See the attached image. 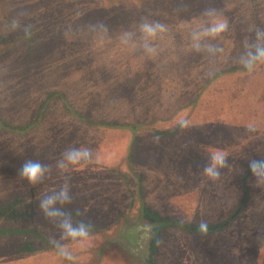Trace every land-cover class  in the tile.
Instances as JSON below:
<instances>
[{"label": "rangeland", "instance_id": "1", "mask_svg": "<svg viewBox=\"0 0 264 264\" xmlns=\"http://www.w3.org/2000/svg\"><path fill=\"white\" fill-rule=\"evenodd\" d=\"M208 9L225 19L227 28L215 36L201 35L197 50L193 36L207 26ZM8 12L12 19L5 17ZM239 17L251 28L239 30L235 23ZM27 21L38 33L49 24H60L62 30L58 35L53 32L37 48V62L31 66H35L31 73L36 81L28 83V91L33 96L39 83L50 94L45 119L24 134L0 129V216L5 214V204L17 201L15 207L28 213L19 223L28 226L30 217L42 215L39 201L67 184L71 202L63 205L64 210L74 224L84 221L91 229L89 244L81 247L72 242L77 250L73 261L53 262L55 253L50 255V250L28 254L29 259L27 254L15 255L24 256L26 264H254V259L260 263L264 259V238L260 236L264 234V213L257 203L264 198V187L253 193L258 186H252L241 210L246 225L233 224L224 231L225 237L219 235L221 230L205 234L187 232L183 227L216 224L230 213L239 193L238 179L231 175L236 166L230 160L232 150L236 155L264 151V118L258 114L264 110V64L236 80L214 81L200 103L190 106L211 73L233 63L243 64L241 56L246 43L254 40V29L264 28V0H219L211 6L193 0H0V34L6 33L14 43L12 35L24 30ZM143 22L164 26L152 42L155 51L151 54L140 41ZM124 33L132 34L129 43L123 42ZM39 41L37 37V46ZM22 45L24 41L19 40L0 52V71L5 74L0 77V116L19 125L35 117V109L29 106L34 103L32 98L21 106L14 101L13 74L24 63ZM241 86L248 88L249 102L229 99L232 91L240 93ZM67 102L84 118L71 115L65 108ZM183 119L188 122L180 126L183 134L166 133ZM142 121L152 122L151 129L138 132L133 154L120 162L127 152L129 131L96 123ZM251 127L259 135L254 136L256 129ZM82 146L90 150L86 162L63 171L57 167L66 149ZM214 151L224 152L227 161L215 182L202 175ZM29 160L48 166L37 184L20 175ZM39 190L43 192L36 196ZM23 198L28 204L34 200L35 206L28 210ZM141 202L148 219L145 224L180 222L152 233L148 253L139 237L142 225L128 227L125 236L117 238L127 213L134 216ZM256 216L263 221L252 228ZM43 219L41 231L53 229L54 242L70 245L71 241L61 239L56 222L49 220V225L44 215ZM5 225L0 218V228ZM27 239L32 240L30 235L8 231L0 235V260L11 259V248ZM251 244L257 247L249 262L241 250L248 252ZM202 253L210 263L203 261Z\"/></svg>", "mask_w": 264, "mask_h": 264}, {"label": "trees", "instance_id": "2", "mask_svg": "<svg viewBox=\"0 0 264 264\" xmlns=\"http://www.w3.org/2000/svg\"><path fill=\"white\" fill-rule=\"evenodd\" d=\"M180 1H182V0H180ZM193 1L195 3L198 1L200 3H202V1H203L210 6H211V4L215 5L219 2V0H193ZM182 10L184 13L188 12V10L186 8H182ZM5 17L10 18V13L8 12ZM116 17L118 18V15ZM10 19H12V18H10ZM16 19H17L16 21H18V22H20V20H21L20 18H16ZM235 23L238 24L239 30H241L243 28H244L243 30L251 28L250 25L242 22V17H239L235 21ZM61 30L62 29H60V24H56V26L49 24L48 28L41 26L40 31L38 33V31H36L35 28L33 27L32 23L27 21L26 22V28H24V30L17 31L14 36L12 35V37L15 38V42H18L19 40H21L22 42L24 41V45H22V47L20 46V49H21L20 53L22 55V60L24 63L18 64L17 66H20V68H19V70H17L15 72V74H13L15 88L17 90V95L15 94L14 101L16 102L17 106H19V103L21 106L22 101H26V99L28 98V103H29L30 98H32L34 103H32V102L29 103V106L31 107V109H33V110L35 109V117H33L34 119L30 122H27L25 125H19L18 122L13 124L10 121H8L7 119H5L4 117L0 116V129L1 130L7 131V132H16V133L24 134L30 128L35 127L38 124V122H40L42 119H45V114H46V111L48 108V101L50 98V94H47L48 92H44L42 90L43 85H41L39 83H36L37 86L33 88V91L35 92L33 96H32V93H30L31 91H28V83L30 81L32 82V80L36 81L35 75L33 73H31V72H34L35 66H33L32 68H31V66L37 62L36 58L39 55L36 53L37 48L41 47L45 43V40H47V38L50 39L52 37L53 32L56 35H58V33L59 34L61 33ZM49 35H50V37H49ZM238 36L240 39H242L240 35H238ZM37 37L41 38V42L39 41L38 46L36 45ZM13 40L14 39H12L11 37H9V39H8V37H6V33L0 34V42L1 41L7 42V43H1L0 44V52L5 47L6 48L11 47L15 43V42L13 43ZM1 57H3V56H0V58ZM25 64L28 66L25 67ZM254 70H256V67L252 71H254ZM247 72H249V70H247L244 67V65L241 63H233V64H230L228 67H223L220 70L214 71L213 73L210 74V76H208L205 83L199 88V91L195 95L194 99L190 102L191 108H195L198 105V103H200L199 99L201 98L202 94L204 93V91L207 88L212 86V83L214 81L217 80V82L222 81L225 83L228 81L229 77H233V80H236L240 76H245L247 74ZM0 77H2V78L5 77L4 72L0 71ZM3 83L4 82H2V84ZM219 84H223V83H219ZM54 86H55L54 87V89H55L56 85H54ZM247 89L248 88L241 86L240 93L234 94V91H232L229 95V99L249 102L251 95L247 91ZM11 101H12V99H11ZM235 106H236V104H233V107H235ZM65 108L67 109V111L71 115L77 116L81 119L84 118V116L81 114V112H79V110H76L68 102L65 104ZM258 114L262 118H264V110H259ZM96 124H99V126H103L105 128H109V129L118 128V129H126L129 131V139H128L129 142L127 144V150H126L127 152L125 153V155H121V159H120V162H121L124 159H127V161L129 160L131 154H133L132 153V144H133L134 140L136 139L138 132L141 130L151 129L152 122L142 121V122H137L135 124L118 123V122H98ZM187 124H188V122L185 119H183L182 123L177 125V127H175L174 129L167 130L166 133L169 135H173V136H175L177 133L183 134V131L182 130L180 131V129L184 125H187ZM181 125H183V126L180 127ZM231 129H233V131H235L234 128H231ZM252 129H256V131L254 132V136L259 135V131L257 128H252ZM252 129H251V133H252ZM108 131H111V130H108ZM180 134H178V136ZM101 138H102V136H101ZM233 151L234 150H232L231 155H230V153H229V155H230V160L233 158L234 159L233 161L236 162V166L233 167L231 170V171H234V173L233 174L231 173V175H235L238 179L237 183H238V187H239V193L237 195L236 203L231 207L230 213H228V215H226L225 217H222V219H220L218 223L207 225V230L205 232H201L199 230V226H195V225H186L185 227H183V228H186L185 231L193 232V233L200 232V233L208 234V233H212L215 230H221L220 231L221 233H219V235L222 237L223 236L225 237L226 232L224 233V231L231 229L233 224L235 225L233 227L240 226L241 228L246 225V223L242 222L244 216L241 215V210L243 209V205H244L246 199L250 198V196H251L250 195L251 194V188H252V186L254 187L255 185L258 186L256 188V190L253 192V193H255L256 191L260 192L259 189H262L264 187V184L257 183L256 180L251 176L249 169H248V162H249V160H251L253 158H264V151L258 149L257 152L240 154V155H236L235 153H233ZM237 160H240V161H237ZM252 191H253V188H252ZM42 192H43V190H39L35 194L37 196L38 193H42ZM262 193H263V197H264V190ZM140 199L141 198L139 197V200ZM24 200L25 199L23 198L21 200V202H23ZM16 202H15V205L17 206L18 204ZM25 202H27V201H24V204H25ZM141 204H142V202H141ZM15 205H14V201H13L10 204H5V207H2V209H5L2 211L5 214L3 216H0V218L6 224L5 225L6 228L5 229L0 228V235H2L3 233L7 234V231H8V232H10V234L14 233V234L19 235V236L30 235L32 240L30 241L29 239H27V240H25L27 242H23L21 245L19 244L17 247L11 248L12 250L14 249L13 257L11 259L0 260V264H26V262L23 260L24 256H21V255L27 254V258L29 259L30 256H28V254H32V255L34 254L35 255L37 252L42 251V250L52 251L50 253V255H52V253H55V254H53L54 255L53 256L54 257L53 262L57 261V259H63L64 260L63 257L58 255V250L56 247L57 242L53 241V239H54L53 238V232H54L53 229H49V232L47 231V233L41 231V228H43V220H44L43 214L40 215V217H30V220H31L30 224L28 226L27 225L23 226L19 223L18 219H21V220L24 219L25 220V218H27L26 216L28 215V213H25L26 211L25 212L22 210L20 211L19 209H17L15 207ZM34 206H35L34 200L30 201L29 204H28V202L26 203V208L28 210H30L29 207H34ZM257 207L259 208V210L262 213H264V198H262L257 203ZM15 211L17 213H15ZM33 211H34L33 213L35 214V209ZM127 214L128 215L125 216V221L119 227V235L117 236V238H120V237L123 238L125 236V232H126L128 227L135 226L136 223L139 224V226L142 225L143 227H141L140 228L141 230H139V232H140L139 237L142 240L143 245L147 250V253H148L147 243H148V240L150 239V236L152 233H155L157 231V229H159V227L164 226V225H168V226L172 227V224L175 226L176 225L178 226V224H180V222H175V221L174 222L173 221H164V222L163 221H152V223L150 225L145 224L144 221L145 220L148 221V219H147L143 204L139 206V208L137 209V212L134 214V216H131L129 213H127ZM128 220L130 221L129 224H127ZM262 221L263 220L259 216H256L253 223L251 224L252 228L259 227L261 225ZM48 224L50 225L49 219H48ZM147 226H149V228ZM248 226H250V225H248ZM146 228L148 229L147 230L148 232L146 231ZM144 232H146L147 234H145ZM231 233L234 234V230ZM260 236L264 238V234H260ZM216 237L219 238V236H215L214 239H216ZM124 240L125 239H123V241ZM261 240H263V239H261ZM118 241L121 242V240H118ZM106 243L108 244L110 242L107 241ZM26 244H28V246ZM29 244H31V246H29ZM107 244H105V246ZM262 244H264V243H262ZM65 245H67V243ZM72 246H73V243L71 242L70 245H68V248L70 251H72L73 255L75 256V254H77V250L75 248H72ZM29 247L31 249H29ZM256 247H257V245L251 244L248 252H246L244 248L241 250V253L245 254V257H244L245 261L248 259L249 262H252L251 260H252L253 253H254V250L256 249ZM0 249H2V248L0 247ZM134 252H136V251H134ZM196 252H194V253H196ZM18 253H21V255L19 257H17L15 255V254L18 255ZM203 256H204V253H202V255H201V257L203 258V261L205 263H210V259L208 257H205V256L203 257ZM139 259H141L140 256H139ZM67 262H70V261H67ZM29 264H33V263L30 262ZM254 264H264V259H262V261L260 263L254 259Z\"/></svg>", "mask_w": 264, "mask_h": 264}, {"label": "clouds", "instance_id": "3", "mask_svg": "<svg viewBox=\"0 0 264 264\" xmlns=\"http://www.w3.org/2000/svg\"><path fill=\"white\" fill-rule=\"evenodd\" d=\"M205 15L208 17L207 26L202 33L194 34L193 36V47L197 50L200 48L199 40L201 35L215 36L227 28V21L219 17L214 9L206 10ZM163 30L164 26L161 24L143 22L139 26L140 41L147 53H154L155 48L152 42L156 39L157 34ZM131 36V33H124L122 35L123 42L129 43ZM245 48L246 51L241 56V62L247 70L252 71L258 64H264V28L256 27L254 29V40L252 43H246ZM89 158L90 150L87 147H70L62 154V159L57 162V167L63 171L69 165H80L82 161L86 162ZM226 164L225 153L222 151H214L210 154L207 162L203 166L202 175L206 179L215 182L219 179L221 169ZM248 169L257 183L264 184V158H253L249 160ZM47 172L48 166L38 161L29 160L22 165L20 175L30 184H37L44 178ZM70 202L69 187L67 184H64L58 190L45 195L39 201V208L47 219L56 222L61 232V239L69 240L84 247L90 243L91 225L84 221L73 223L71 216L63 208V205ZM199 230L205 232L207 230L206 223L202 222L199 225ZM56 247L58 255L65 260H75V256L67 245L57 243Z\"/></svg>", "mask_w": 264, "mask_h": 264}]
</instances>
